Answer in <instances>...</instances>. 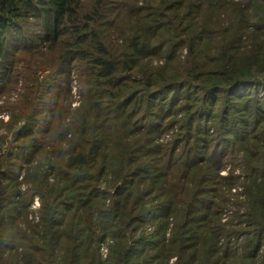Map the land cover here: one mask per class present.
Returning <instances> with one entry per match:
<instances>
[{"label":"trees","instance_id":"obj_1","mask_svg":"<svg viewBox=\"0 0 264 264\" xmlns=\"http://www.w3.org/2000/svg\"><path fill=\"white\" fill-rule=\"evenodd\" d=\"M0 112V264H264V0H0Z\"/></svg>","mask_w":264,"mask_h":264},{"label":"rangeland","instance_id":"obj_2","mask_svg":"<svg viewBox=\"0 0 264 264\" xmlns=\"http://www.w3.org/2000/svg\"><path fill=\"white\" fill-rule=\"evenodd\" d=\"M78 87H79V84H78L77 80H74L73 81V84H72V89H73V93H74V99L72 100V106H71L74 110H76L77 106L80 104V93H79ZM13 95H15V94L13 93ZM15 98H16V96L14 97V100H15ZM0 117H2L5 122H7L9 120V117H10V112L9 113H2V112H0ZM15 133H16V131H13L12 132V137L15 135ZM7 140H8V138H7ZM16 152H17V154H19V150L18 149L16 150ZM223 174H226V172H223ZM241 189H242V187L241 188H238L237 190L239 191ZM240 197H243V195L240 196ZM232 201H234V200H230L229 201L228 208L230 207V204H232ZM39 207H40V199L38 197H35V201H34V204H33V208L35 210H37ZM228 210L229 209L226 210V214L224 215L225 218L229 214V211ZM33 216L37 217V212H35L33 214ZM228 217H227V219H228ZM104 245L107 246V243H105Z\"/></svg>","mask_w":264,"mask_h":264},{"label":"built area","instance_id":"obj_3","mask_svg":"<svg viewBox=\"0 0 264 264\" xmlns=\"http://www.w3.org/2000/svg\"><path fill=\"white\" fill-rule=\"evenodd\" d=\"M107 250H108V247L106 245H103L102 251L104 252L105 255H107V253H108Z\"/></svg>","mask_w":264,"mask_h":264}]
</instances>
